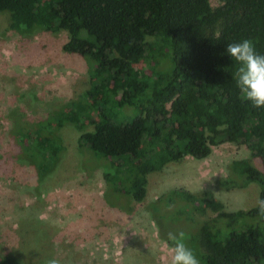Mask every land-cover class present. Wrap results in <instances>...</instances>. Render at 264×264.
Instances as JSON below:
<instances>
[{
  "label": "trees",
  "instance_id": "1",
  "mask_svg": "<svg viewBox=\"0 0 264 264\" xmlns=\"http://www.w3.org/2000/svg\"><path fill=\"white\" fill-rule=\"evenodd\" d=\"M2 11L15 31L65 30L62 49L90 64L88 89L44 119L16 126L40 174L61 156L65 124L77 127L79 145L106 159L105 195L120 206L145 199L150 173L187 155L205 158L224 141L264 161V108L243 98L234 78L239 65L225 52L250 39L264 55V0L216 7L210 0H0ZM249 182L264 198V175L246 158L218 179L225 190ZM167 193L180 217L196 221L201 264H264L256 207L227 211L207 190ZM147 208L159 212L153 202ZM0 264L15 263L0 253Z\"/></svg>",
  "mask_w": 264,
  "mask_h": 264
},
{
  "label": "rangeland",
  "instance_id": "2",
  "mask_svg": "<svg viewBox=\"0 0 264 264\" xmlns=\"http://www.w3.org/2000/svg\"><path fill=\"white\" fill-rule=\"evenodd\" d=\"M210 2L216 7L220 0ZM67 39L65 30L15 31L9 13L0 12V253L15 264L50 258L61 264H170L169 232L184 233L194 253L199 237L196 221L180 217L177 203L169 202L170 189L207 190L227 211L256 207L257 182L231 190L218 184L235 159H248L264 175V161L233 141L212 146L205 158L187 155L150 173L145 199L126 206L105 195L106 159L79 145L73 124L58 131L64 150L55 166L44 174L35 170L23 145L28 138H20L16 126L44 119L91 82L89 62L62 49ZM152 202L157 215L147 208Z\"/></svg>",
  "mask_w": 264,
  "mask_h": 264
},
{
  "label": "clouds",
  "instance_id": "3",
  "mask_svg": "<svg viewBox=\"0 0 264 264\" xmlns=\"http://www.w3.org/2000/svg\"><path fill=\"white\" fill-rule=\"evenodd\" d=\"M225 52L239 65L234 78L243 98L254 108H264V55L257 53L250 39L227 44ZM256 208L257 222L264 226V198L258 197ZM167 239L172 245L170 264H201L200 258L186 245L184 233L169 232ZM45 264H61V261L50 258Z\"/></svg>",
  "mask_w": 264,
  "mask_h": 264
}]
</instances>
